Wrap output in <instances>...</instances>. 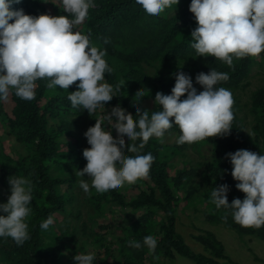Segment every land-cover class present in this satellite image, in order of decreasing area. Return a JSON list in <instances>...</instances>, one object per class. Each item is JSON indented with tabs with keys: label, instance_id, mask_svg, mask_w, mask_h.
Masks as SVG:
<instances>
[{
	"label": "trees",
	"instance_id": "trees-1",
	"mask_svg": "<svg viewBox=\"0 0 264 264\" xmlns=\"http://www.w3.org/2000/svg\"><path fill=\"white\" fill-rule=\"evenodd\" d=\"M190 3L191 0H179L177 5L173 4L152 18L137 7L134 0H95V7L89 9L82 23L83 34L89 37L92 46L106 51L104 59L112 68L110 74H105L106 82L114 88L121 87L120 91L114 92L112 101L103 107L123 109L134 119L137 107L149 112L160 110L154 103L155 95L157 92L171 94L178 71L190 75L198 91L203 90L195 82L198 73L207 74L211 68L228 73L229 79L217 86L230 90L234 100L230 134L205 138L194 142L193 146L207 158L203 175L205 182L211 189L227 184L230 189L227 199L231 203L235 198L243 200L246 194L236 188L238 181L231 175L232 165L226 154L240 149L252 151L250 138L238 115L239 100L233 91L243 85L255 66L264 62V52L255 57L234 58L231 67L212 56L196 57L191 47V32L197 23L189 10ZM12 7L23 8L26 14L34 16L65 15L60 0H21L20 4ZM143 63L156 68L152 78L144 73ZM47 83L46 79L37 81L35 98L30 101L20 99L14 92L10 94L13 103L10 113L5 112L0 103V124L5 128L4 133L25 149V153L17 158L0 152V195L10 188L9 177L15 175L28 179L33 191L31 213L26 218L30 239L17 246L11 238L0 237V264H73L80 252L82 255H94V264H165L163 261L173 258L174 252L194 264L231 262L222 242L213 232L203 230L192 235L206 254L190 250L175 229L177 191L185 189L186 198H190L196 190L192 183L196 173L194 168H181L170 175L171 156L161 158L164 150L175 156L189 145L176 143L181 133L175 125L165 134L173 136L171 143H162L159 138L152 137L141 153L150 152L155 158L147 177L151 186L139 190L135 198L127 201L119 189L104 194L94 192L88 196L89 205L98 210L113 203L120 207L116 229L109 234L99 230L114 228L112 223L96 225L92 234L93 249L87 251L76 247L72 232L70 237L62 238L68 232V216L75 208V172L81 170L86 162L79 144L70 137L76 126L71 118L82 116L87 110L73 107L68 99L69 92L78 90L76 85L79 81L70 85L68 90L58 86L48 88ZM146 98L153 100L150 109L142 108ZM250 110L254 116L253 132L261 140L258 151L252 152L264 154V87L252 93ZM204 147L206 153L202 151ZM60 170L62 174L57 173ZM137 211L140 212L138 215ZM49 215L55 218V223L48 230H42L40 224ZM205 216L208 221L240 236H255L264 242V226L242 227L234 222L229 209H217L213 204ZM116 230L118 232L115 233ZM147 235L157 240L154 252L150 253L145 246L140 249L129 246V241H142Z\"/></svg>",
	"mask_w": 264,
	"mask_h": 264
},
{
	"label": "clouds",
	"instance_id": "clouds-1",
	"mask_svg": "<svg viewBox=\"0 0 264 264\" xmlns=\"http://www.w3.org/2000/svg\"><path fill=\"white\" fill-rule=\"evenodd\" d=\"M20 3L21 0H0V103H6L13 92L22 100L34 99L37 81L46 79L48 88L67 90L79 81L78 90L69 92L68 99L73 107H82L90 114L109 104L121 87L105 82V74L112 72L104 59L106 51L92 46L87 35L75 30L85 21L89 9L95 7V0H60L65 15L57 16H34L23 8L12 7ZM178 3L179 0H134L152 18ZM189 10L197 23L191 32L196 57L212 56L231 67L234 58L264 52V0H191ZM228 79L227 72L213 68L207 74L200 72L195 82L203 90L198 91L192 77L178 71L171 94L155 95L154 103L160 110L149 112L137 107L134 119L116 108L111 115L96 119L84 133L90 145L83 150L86 166L76 172L82 177L79 184L83 191L87 193L91 188L104 194L147 178L155 158L150 152L141 154L145 145L152 137L162 140L174 125L181 133L176 140L180 145L229 135L234 100L230 90L217 86ZM102 125L110 126L120 139L106 134ZM125 137L130 141L127 149ZM226 157L232 165L231 175L238 181L236 188L246 194L245 198L229 203V186L222 184L211 189L210 202L217 209H229L234 222L242 227L264 226V154L240 149ZM85 174L87 180L83 179ZM8 183L10 195L6 203H0V237H9L22 246L30 239L26 218L31 213L32 186L28 179L16 175L9 177ZM54 223L55 218L49 215L40 228L48 230ZM129 246H145L151 253L157 240L147 235L142 241H129ZM94 262V255H79L73 264Z\"/></svg>",
	"mask_w": 264,
	"mask_h": 264
},
{
	"label": "rangeland",
	"instance_id": "rangeland-1",
	"mask_svg": "<svg viewBox=\"0 0 264 264\" xmlns=\"http://www.w3.org/2000/svg\"><path fill=\"white\" fill-rule=\"evenodd\" d=\"M76 31L83 34V24L75 26ZM145 68L144 73L151 78L156 73V68L151 65L142 64ZM106 82V80H105ZM264 87V62L260 65L255 66L250 74L243 81V85L233 91V94L239 100L240 109L238 115L242 120L244 131L250 138L249 148L252 151H258L261 140L260 137L253 132L254 116L250 110L251 107V95L252 93L260 88ZM150 93L148 92L147 95ZM12 101L9 99L6 103H2L5 112L10 113L12 108ZM153 106V100L146 98L142 102V108L150 109ZM113 109L107 107L98 108L95 112L89 113L86 111L82 116H73L71 121L76 122V126L72 131L71 138L79 144L82 151L89 147L87 138L84 133L91 126H94L96 119H100L102 115H111ZM106 123V121H105ZM105 127L106 134H111L114 140L120 139L116 132L111 129L108 125H102ZM5 128L0 124V152L9 155L10 157L17 158L18 156L25 153L24 147L16 142L12 136H8L5 133ZM125 141V148L128 146V139L123 138ZM159 140L162 143H171L173 141L172 135H165L163 139ZM206 148H202L203 153H206ZM169 161V173L174 175L177 170L181 168H194L196 173L193 177V184L196 187L192 197H188L185 189H179L177 191L179 199L177 201V211L175 220V229L181 235L184 243L188 245L190 250L194 252H207L203 246L197 242L192 235L200 231H211L215 236L222 242L226 255L229 257L231 262L227 264H264V242L255 236H240L232 230H229L221 225L214 224L206 219L205 213L210 211L212 203L210 202L209 196L211 192V186L204 180V173L206 171L207 158L205 155L198 153L197 149L192 144H189L187 148L179 155H171L169 150H164L161 154V158L168 159ZM85 162L83 168L86 166ZM82 168V169H83ZM81 169V170H82ZM63 171L57 173L62 174ZM76 173V172H75ZM82 177L76 174L74 180L73 191L75 193V208L68 216V228L67 233L62 235V238L66 239L70 237V232L73 233L75 238V245L77 248H82V251L93 249V229L96 225L105 226L106 224L112 223L114 228L105 227L100 228L99 231L107 232L111 234L117 227V221L120 219L118 216L120 207L115 203L104 205L100 210L89 205L87 198L91 193L96 192L94 189L89 192H84L80 187V180ZM83 179L87 180L88 175L85 174ZM91 184V181H88ZM147 186H151V182L148 178L140 179L134 184H125L119 191L125 195V200H131L135 198L139 190L146 189ZM5 187H3L4 189ZM10 195V188L0 195V203H6ZM140 212L137 211V215ZM2 214V213H0ZM59 219V217H58ZM65 226V225H64ZM118 232L117 230L115 233ZM118 234V233H117ZM79 255H82L80 252ZM165 264H194L190 259L174 252L173 258H166L163 261Z\"/></svg>",
	"mask_w": 264,
	"mask_h": 264
}]
</instances>
